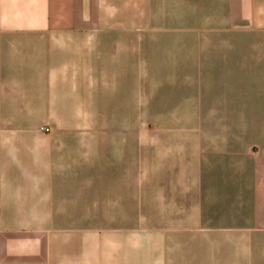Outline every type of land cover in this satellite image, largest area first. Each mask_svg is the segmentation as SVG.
I'll return each mask as SVG.
<instances>
[{
	"label": "crops",
	"instance_id": "0c3cea01",
	"mask_svg": "<svg viewBox=\"0 0 264 264\" xmlns=\"http://www.w3.org/2000/svg\"><path fill=\"white\" fill-rule=\"evenodd\" d=\"M249 4L264 11V0H0V264H264L252 252L264 256V114L241 118V178L230 181L241 186L245 225L243 257L235 261L218 260L208 235L218 197L217 181L204 170L230 166L205 156L218 149L211 133L193 140L194 213L179 192L186 182L169 178L155 213L161 221L149 223L147 215L148 227L139 230L119 220L136 214V194L107 196L105 165L91 158L101 141L73 128L91 120L90 90L105 83L107 44L131 52L145 32L152 48L162 27V38L177 43L180 66L192 59L201 65L203 58L233 54L203 50V26L215 19L232 32L234 10ZM254 79L264 89V77ZM181 139L185 149L189 142ZM134 177L131 169L136 186V167ZM184 233L200 236L187 245Z\"/></svg>",
	"mask_w": 264,
	"mask_h": 264
},
{
	"label": "rangeland",
	"instance_id": "374dc122",
	"mask_svg": "<svg viewBox=\"0 0 264 264\" xmlns=\"http://www.w3.org/2000/svg\"><path fill=\"white\" fill-rule=\"evenodd\" d=\"M249 5L234 10L232 32L229 27L216 25L215 19L211 25L203 26V50L228 49L233 54L229 51L225 57L203 58L201 65H195L192 59L185 68L180 66L177 43L174 39H163L167 31L162 27H157L160 31L153 34L152 48L145 42V32L141 35L143 41L137 47L134 43L131 52L126 49L119 53L118 46L107 44L102 74L105 83L90 90L91 120L73 126L89 130L91 140L101 141L100 149L97 145L91 148L96 154L91 158L105 165L107 196L136 194V214L119 220L122 224L131 221L139 230L161 221L155 213L161 209L162 193L169 178L186 182L179 185V192L186 195L187 211L194 213L192 203L198 173L193 140L198 132L211 133L219 142L218 149L205 156L212 163L230 165L204 170L206 178L217 181L218 198L216 208L211 211L215 232L208 235L213 237V252L220 261L243 257L241 186L230 180L241 178L237 167L242 161V115L264 114V89L254 79L264 77V53L256 54L264 52V11L253 8L255 4ZM169 12L173 18L175 11ZM155 18L160 21L162 12L155 13ZM207 18L210 19L204 17ZM255 124L258 129L259 123ZM183 137L189 142L185 149L180 143ZM170 165L178 166L171 169ZM135 167L136 186L133 181L130 185L131 169L135 179ZM222 180L229 181L223 185ZM110 221L106 219L107 224ZM179 236L182 243L192 245L200 234ZM252 252L257 259H264L258 248Z\"/></svg>",
	"mask_w": 264,
	"mask_h": 264
},
{
	"label": "built area",
	"instance_id": "2783aa9c",
	"mask_svg": "<svg viewBox=\"0 0 264 264\" xmlns=\"http://www.w3.org/2000/svg\"><path fill=\"white\" fill-rule=\"evenodd\" d=\"M40 130L43 131V132H48L49 131V129L47 127H42V128H40Z\"/></svg>",
	"mask_w": 264,
	"mask_h": 264
}]
</instances>
